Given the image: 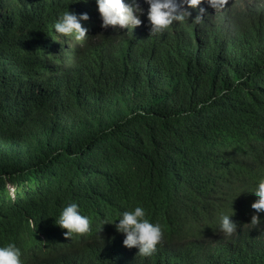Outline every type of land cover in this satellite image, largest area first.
<instances>
[{
    "label": "trees",
    "instance_id": "trees-1",
    "mask_svg": "<svg viewBox=\"0 0 264 264\" xmlns=\"http://www.w3.org/2000/svg\"><path fill=\"white\" fill-rule=\"evenodd\" d=\"M199 7L98 50L95 0H0V246L23 264H264L247 192L264 179V7L233 25ZM67 9L89 16L84 41H57ZM72 202L90 231L66 238ZM135 206L164 232L151 257L109 223Z\"/></svg>",
    "mask_w": 264,
    "mask_h": 264
},
{
    "label": "clouds",
    "instance_id": "clouds-1",
    "mask_svg": "<svg viewBox=\"0 0 264 264\" xmlns=\"http://www.w3.org/2000/svg\"><path fill=\"white\" fill-rule=\"evenodd\" d=\"M95 3L102 20V28L113 26L119 29H133L142 23L140 16L143 9L135 0L133 3H126L125 0H95ZM145 3L149 5L147 19L150 33L157 35L164 33L174 22H183L188 18L191 15L188 9H197L202 3H206L217 10L222 8L227 0H145ZM205 11V8L199 7L200 14L194 20H202ZM88 19L87 13L77 16L68 9L64 11L53 25L56 35L60 38L57 41L61 40V37L71 38L76 42L84 41L88 37V29L82 27L81 21ZM247 192L254 193L257 197L251 204L256 214L252 215L249 223L256 227L261 223L258 214L264 212V179L259 180L257 185ZM233 216L234 210L232 213L224 210L218 213L217 229L223 236L237 233L239 225ZM117 220L109 223H114L116 231L124 235L123 246L138 249L137 256L151 257L156 252L157 245L164 239L161 224L151 222L142 206L123 211ZM55 224L67 230L63 233L66 238L84 235L90 231L89 217L81 213L79 205L75 202L67 204L60 210L58 217L55 218ZM21 256L22 252L15 243L0 246V264H23Z\"/></svg>",
    "mask_w": 264,
    "mask_h": 264
},
{
    "label": "rangeland",
    "instance_id": "rangeland-1",
    "mask_svg": "<svg viewBox=\"0 0 264 264\" xmlns=\"http://www.w3.org/2000/svg\"><path fill=\"white\" fill-rule=\"evenodd\" d=\"M135 3L139 4L143 9L140 16L142 21L141 25L133 29H119L118 27L109 26L107 29L99 31L94 40V49H118L125 44L132 32L136 29L148 28L150 30V24L147 19L149 5L145 3V0H137ZM204 4L205 3H202L201 5ZM261 7H264V0H227V3L222 8H218L217 10L211 8L209 11L211 14L210 21L214 23H222V21H224L227 25H233L239 13L248 20L252 17V14L259 11L257 9H260Z\"/></svg>",
    "mask_w": 264,
    "mask_h": 264
}]
</instances>
